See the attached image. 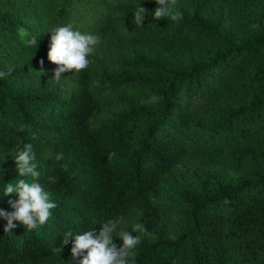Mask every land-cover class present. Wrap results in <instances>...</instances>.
<instances>
[{
    "label": "trees",
    "instance_id": "1",
    "mask_svg": "<svg viewBox=\"0 0 264 264\" xmlns=\"http://www.w3.org/2000/svg\"><path fill=\"white\" fill-rule=\"evenodd\" d=\"M259 1L195 0L192 13L179 11L183 19L178 22L153 20L147 29L127 32L138 7L151 9L156 0H0V71L14 68L0 78V208L12 212L10 202L19 200L18 193L4 195L6 184L33 182L20 176L8 157L24 143L33 145L39 182L57 204L52 217L34 230L14 221L17 227L5 233L7 221L0 218V264H80L83 256L71 255L72 241L62 253L53 251L63 234L94 228L98 234L102 223L119 220L131 208L141 211L146 227L161 225L168 232L153 197L166 174L186 160L210 172L250 163L262 169L211 193L187 194L186 225L175 237L162 234L137 246L134 264H230L229 247L233 264H264V15L255 19ZM34 11L51 30L71 24L101 37L87 69L62 73L57 82L58 65L48 59L50 43L45 51L27 52L33 36L39 43L47 33L33 28ZM118 39L149 54L150 81L162 88L160 108L142 113L147 119L142 132L134 112L91 125L103 109L93 89L94 58ZM120 94L137 96L125 85ZM112 152L116 156L109 160ZM114 240L123 246L121 238Z\"/></svg>",
    "mask_w": 264,
    "mask_h": 264
},
{
    "label": "rangeland",
    "instance_id": "2",
    "mask_svg": "<svg viewBox=\"0 0 264 264\" xmlns=\"http://www.w3.org/2000/svg\"><path fill=\"white\" fill-rule=\"evenodd\" d=\"M259 2V5L255 6V19L257 20L262 19L264 15V0ZM195 4V0H176L173 10L192 13ZM156 7H158L157 3L151 9L146 8L143 24H138L134 19L125 27V31L129 32L132 28L137 30L140 28L147 29L148 24L155 20L153 13ZM34 14L33 28L38 27L43 31H47V33L44 34V39L39 43L35 42V36L32 37V44L27 51L29 54L47 50L52 35L50 27L45 26L43 19L38 16V12L34 11ZM28 32H31V28ZM32 35L34 34L31 32ZM148 59H150V56L146 51L119 39L114 42L111 49L106 52H102V49H100L96 53L93 65V89L96 96L102 101L103 109L93 115L92 127L104 125L122 114L134 112L139 117V130L140 132L143 131L147 119L142 117V113L150 108L159 109L162 94V88L155 86L150 81L154 76V72L147 64ZM123 85L128 90L136 92L137 96L123 97L120 94ZM185 133L188 136L189 133L187 131ZM8 157L10 161H16L15 154ZM261 169V165L250 163L241 169L229 166L210 172L193 161H183L166 174L160 192L153 197V200L160 205L161 214L169 228L168 232H165L161 225L154 228L146 227L140 219L141 211L138 208H131L120 217L118 231L131 232L134 225L137 223L142 224L146 228V232L133 233V235L141 237L139 245L153 241L158 235L162 234L175 237L180 229L186 225L184 211L188 207L187 194H193L201 189L211 193L213 189L222 184L233 183L241 177ZM228 254L229 262L233 264V247H229Z\"/></svg>",
    "mask_w": 264,
    "mask_h": 264
},
{
    "label": "clouds",
    "instance_id": "3",
    "mask_svg": "<svg viewBox=\"0 0 264 264\" xmlns=\"http://www.w3.org/2000/svg\"><path fill=\"white\" fill-rule=\"evenodd\" d=\"M156 3L158 7L153 13L155 20L169 18L178 22L183 19L181 12L173 10L176 0H156ZM145 16L146 9L140 5L134 19L138 24H143ZM50 32L52 35L48 59L58 65L54 75V80L57 82L61 80L62 73L87 69L91 63L89 57L93 54L95 47L102 42L99 35L74 30L71 24L55 27ZM13 71L14 68L9 66L6 71H0V78L10 76ZM24 130L25 126L21 125L19 131ZM17 149L18 152H15L17 171L22 177H32L33 182L17 180L15 184L10 182L5 185L4 195L14 192L19 195L18 201L10 202L14 211L8 212L0 208V218L7 221L4 227L5 233L12 232L17 227L14 221H19L28 230H34L44 225L57 207V204L50 199V193L46 190L45 184L39 182L40 172L37 170L33 145L24 143L23 147L17 146ZM115 156V152L109 153L108 159L111 160ZM56 159H62V154L57 155ZM49 182L55 183L56 178L49 177ZM119 223L118 219H108L101 224L98 234L95 228L82 233L67 231L63 234L61 246L55 247L53 251L62 253L64 246L72 241L71 255L73 259L83 256L80 264H134L135 249L140 244L141 237L133 233H144L146 228L137 223L131 232L118 231ZM115 237L123 240L122 247H118ZM85 252L86 255H84Z\"/></svg>",
    "mask_w": 264,
    "mask_h": 264
}]
</instances>
